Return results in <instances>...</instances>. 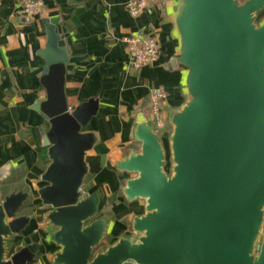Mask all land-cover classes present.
Returning a JSON list of instances; mask_svg holds the SVG:
<instances>
[{
    "label": "water",
    "instance_id": "95a60500",
    "mask_svg": "<svg viewBox=\"0 0 264 264\" xmlns=\"http://www.w3.org/2000/svg\"><path fill=\"white\" fill-rule=\"evenodd\" d=\"M263 8L264 0H180L178 61L188 69L190 99L171 117L172 173L163 169L156 133L138 124L140 152L117 167L136 173L126 180L124 196L146 200L145 214L132 223L140 236L122 237L101 252L95 249L106 219L95 218L98 195L80 191L91 139L79 130L98 102L68 105V55L58 18L45 23L46 97L37 109L51 123V163L43 175L49 184L40 196L53 208L46 215L55 227L50 240L61 246L52 264H264V22L255 23ZM27 198L23 190L0 198V264H30L40 248L33 241L5 258V240L30 223V215L18 213Z\"/></svg>",
    "mask_w": 264,
    "mask_h": 264
},
{
    "label": "crops",
    "instance_id": "0c3cea01",
    "mask_svg": "<svg viewBox=\"0 0 264 264\" xmlns=\"http://www.w3.org/2000/svg\"><path fill=\"white\" fill-rule=\"evenodd\" d=\"M23 1L0 0V187L8 190L4 195L28 192L32 210L27 213L30 223L11 237V243L5 241V249L12 253L37 241L40 248L30 264H52L61 246L50 240L55 227L46 215L53 208H46L40 196V189L49 184L43 175L51 163V123L37 109L38 101L46 97L41 83L45 59L40 54L47 41L45 23L58 18L56 29L68 55L64 74L68 105L90 98L98 102L96 114L79 130L91 139L82 157L86 171L80 191L82 197L98 195L95 217L106 219L103 243L111 245L136 234L133 219L145 214L146 200L124 196L126 180L135 175L117 164L140 152L141 142L134 136L138 124L149 125L158 138H169L172 115L190 99L188 69L178 61L180 35L175 18L180 0H147L137 15L128 9L130 0H40L42 12L27 22L21 13ZM260 14L263 22L264 8L256 18ZM137 31L152 32L160 53L151 64L131 69L123 37ZM152 88L166 93L161 106L165 125L159 132L150 116Z\"/></svg>",
    "mask_w": 264,
    "mask_h": 264
},
{
    "label": "built area",
    "instance_id": "2783aa9c",
    "mask_svg": "<svg viewBox=\"0 0 264 264\" xmlns=\"http://www.w3.org/2000/svg\"><path fill=\"white\" fill-rule=\"evenodd\" d=\"M147 6V0H130L128 9L132 15H137ZM43 10V3L40 0H24L22 2L21 13L24 21L31 20ZM123 41L128 51V67L139 69L154 62L160 53L156 37L150 31H137L125 35ZM166 97L162 88H152L149 91L150 116L156 130L162 129L165 119L161 114V106ZM158 135L161 134L157 133ZM33 264H39L34 262ZM122 264H138L133 260L125 261Z\"/></svg>",
    "mask_w": 264,
    "mask_h": 264
},
{
    "label": "rangeland",
    "instance_id": "374dc122",
    "mask_svg": "<svg viewBox=\"0 0 264 264\" xmlns=\"http://www.w3.org/2000/svg\"><path fill=\"white\" fill-rule=\"evenodd\" d=\"M237 1V3L240 5V4H242L245 0H236ZM263 14H260L259 16H258V18H256L255 19V23H256V25L258 26V25H260V24H262L263 22H262V20H263V16H262ZM169 133H171V132H169ZM167 136H164V137H160L159 138V140H160V142H161V145H162V147H163V150H164V155H165V164H164V171L168 174V175H170L171 173H172V167H173V164H174V162H173V159H172V150H171V146H170V134H169V138L167 137ZM134 175H136V173H134V172H132ZM125 185V184H124ZM18 188H21V187H11V188H9V190H13V189H15V190H17ZM6 191H8L7 189H3V188H1L0 187V198H3V196H4V193L3 192H6ZM50 208L51 206H49V205H46V208ZM31 210H32V207H31V205H30V202L27 200L26 201V204H25V207H22V209L18 212V213H20V214H24V213H28V212H31ZM96 216V215H95ZM96 218V217H95ZM98 218V217H97ZM128 224L130 225L131 224V217H129L128 218ZM140 236V235H139ZM138 232H136V234H134V237H132L134 240H138ZM6 242H9V243H11L12 242V239H11V237H9V238H7L6 240H5ZM110 244H108V243H103V242H101L97 247H96V249H95V252H101V251H104L108 246H109ZM9 253H10V251L9 252H6L5 253V258H8L9 257ZM11 254V253H10Z\"/></svg>",
    "mask_w": 264,
    "mask_h": 264
},
{
    "label": "trees",
    "instance_id": "16d2710c",
    "mask_svg": "<svg viewBox=\"0 0 264 264\" xmlns=\"http://www.w3.org/2000/svg\"><path fill=\"white\" fill-rule=\"evenodd\" d=\"M26 201H27V200H26ZM26 201H25V203H24L23 207H25ZM26 214H27V213H26Z\"/></svg>",
    "mask_w": 264,
    "mask_h": 264
}]
</instances>
